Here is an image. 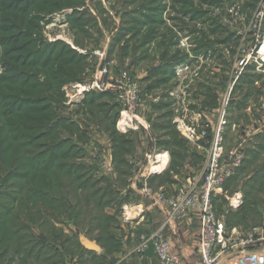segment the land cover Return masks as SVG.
I'll list each match as a JSON object with an SVG mask.
<instances>
[{"label":"crops","instance_id":"0c3cea01","mask_svg":"<svg viewBox=\"0 0 264 264\" xmlns=\"http://www.w3.org/2000/svg\"><path fill=\"white\" fill-rule=\"evenodd\" d=\"M167 1L162 0L164 8L158 14L142 9H129L132 12L126 14L119 7L117 13L110 7L104 8L102 0H84L77 15L82 13L92 20L93 25L84 26L86 33L70 23V16L76 12L72 8L55 12L64 17L61 22L54 14L48 21L40 22V34L47 43L65 44L82 56L83 73L79 80L60 86V98L52 106V121L57 123L59 136L68 137L78 148L75 160L85 168L91 180H96L95 187L103 192L97 209L90 201L87 207L82 205V212L77 216L69 210L67 215L61 212L48 220L45 215L34 223L23 220L34 235L53 242L59 250H63L62 236L76 238L79 243L80 238L85 237L100 247L94 252L95 259L105 257L109 264L120 259V264H157L151 247L141 260H134L131 254L138 236L158 229L164 220L162 211L145 191L174 196L201 174L209 138L218 122L220 101L228 90L224 146L244 148L248 154L246 170L254 165L252 162L264 159V66L262 70L248 67L238 75L232 66L236 42H239L237 37L242 26L249 24L259 2L253 6V0H231L224 10L218 8L215 12L213 9V15L226 18L231 26L227 23L223 29L210 30L212 26L200 18L192 20L189 14L183 13L172 16L177 9L173 6L169 9ZM174 3L175 0L171 3L169 0V5ZM154 14L160 17L162 24L152 31L147 41L136 42L134 37L141 36L148 24L136 25L130 18L145 21L144 17ZM229 32L237 34L236 40L223 39ZM179 36L189 37L183 48H180ZM202 36L210 39L208 46L198 44ZM144 48H149V58L141 54ZM100 55L111 61L112 71L128 69L141 82L143 92L132 120L120 122L118 102L112 91L90 85L91 73ZM174 55H182V60L176 61ZM179 65H187L189 71L177 72ZM95 110H99L98 113L93 112ZM182 119L186 128L195 130V139L188 138L184 128V133L180 132L177 120ZM202 128L207 131L206 137L199 134ZM240 173L242 177L252 174ZM5 187L0 185V190ZM234 196L235 203L240 200L238 208L243 203V194L238 191ZM261 197L264 201V195ZM42 203L45 209V202L40 200L33 211ZM28 207L31 210V202ZM86 209L92 215L97 213L98 219L91 220ZM260 212L263 223L264 204ZM164 233L173 251L185 255L190 264H199L194 250L199 234L196 212L187 214L177 230L166 229ZM241 250L242 247L232 249L220 264H226L230 256ZM63 251L67 256L65 264H80L70 251ZM82 253L86 260L92 258L89 252ZM0 264L37 263L24 254L13 250L2 253L0 249Z\"/></svg>","mask_w":264,"mask_h":264},{"label":"trees","instance_id":"16d2710c","mask_svg":"<svg viewBox=\"0 0 264 264\" xmlns=\"http://www.w3.org/2000/svg\"><path fill=\"white\" fill-rule=\"evenodd\" d=\"M3 1L0 12L12 13V16H6L7 26H0V185L6 186L0 190V249L2 253L13 250L24 254L37 264H65L67 256L63 250L71 253L78 250L83 256V251L92 254L89 260L80 258V264L87 261L89 264H109L105 257L95 259L94 252L85 249L76 238L62 236L63 250H59L53 242L34 235L29 224L23 221L34 223L44 215L48 220L61 212L67 215L69 210L77 216L82 212V205L87 207L90 201L94 202L96 209L101 205L103 192L95 187L96 180H91L85 168L75 160L78 148L68 137L59 136L57 123L52 121V106L60 98V86L79 80L83 73L82 56L65 44L47 43L40 34L41 21H48L53 13L67 8L76 11L69 18L72 26L86 33L84 26L91 24L92 20L82 13L79 17L77 15V9L84 5V0ZM133 1L138 5L135 4L132 10H152L158 14L164 8L162 0H117L119 8L126 14L132 12L129 5ZM230 1L199 0L198 3L218 5L224 10ZM259 1L253 0V6ZM175 3L181 2L175 0ZM195 5L193 0L182 2L181 9L187 7L182 10L183 14H189L192 20L209 21L210 30L224 28L218 16H207L210 8ZM159 18L154 14L144 17L145 21L138 17L130 19L136 25L148 24L149 39L152 31L162 24ZM226 31L230 30L226 28ZM236 36V33L229 32L223 39L236 40ZM209 41L202 36L198 44L208 46ZM182 57L176 55L174 59L180 61ZM252 66L254 68L255 65ZM245 154L242 165L224 185L225 188L240 172L252 173L240 177L243 203L236 210L227 211L232 220L231 224L224 221L228 228L242 224L252 228L254 225L248 221L253 222L261 216L260 208L264 204L261 197L264 195V159L259 163L252 162L254 165L246 171L248 154ZM42 190L44 192H40ZM40 200L45 202V209L42 203L33 211ZM28 202L32 203L31 210ZM86 212L91 220L98 219L97 213L92 215L87 209ZM116 261L111 264H117Z\"/></svg>","mask_w":264,"mask_h":264},{"label":"built area","instance_id":"2783aa9c","mask_svg":"<svg viewBox=\"0 0 264 264\" xmlns=\"http://www.w3.org/2000/svg\"><path fill=\"white\" fill-rule=\"evenodd\" d=\"M258 5L246 30L247 33L252 32L253 39L247 48H239L237 52L239 58L235 57L237 62L234 61V69H237V66L242 69L250 64L256 67L264 66V0H260ZM181 45L186 46V43L181 42ZM111 65L107 57L100 55L91 73L90 85L96 84L99 89L110 90L115 94L120 107V122L124 123L136 116L142 87L137 76L130 70L119 69L114 72L110 68ZM176 69L179 73L189 71L187 65ZM239 71L236 70V75ZM228 92L229 90L220 101L218 122L209 138V149L201 174L174 196L145 191L162 211L164 220L158 229L138 236L137 245L131 252L134 260L143 259L146 250L151 247L157 264H190L185 255L173 251L164 230H177L187 214L196 212L199 219V234L194 250L199 256V264H220L225 254L234 248L241 247L239 254L230 256L226 264H264V222L240 231L237 227L228 228L215 210L214 197L223 192L225 183L234 176L246 157L245 150L241 146L224 149L223 134L228 123ZM182 128L186 131L185 135L188 138L195 139L196 133L192 127ZM199 134L201 137H206V129L202 128ZM239 202L238 199L237 205Z\"/></svg>","mask_w":264,"mask_h":264},{"label":"rangeland","instance_id":"374dc122","mask_svg":"<svg viewBox=\"0 0 264 264\" xmlns=\"http://www.w3.org/2000/svg\"><path fill=\"white\" fill-rule=\"evenodd\" d=\"M184 1H188V0H180V2L181 3H174V4H172V5H169V0L167 1V3H166V5L169 7L170 6V8L169 9H171L172 8V6L174 7V9H177L176 11L178 12H175V10H174V12L172 13V16H178V15H181L182 13H183V11L182 10H185V8H187V7H184V9H181L182 8V2H184ZM191 1V0H190ZM198 1L199 0H193V2H194V4H196L195 6L196 7H202V8H210L211 10H213V9H215V12H218L219 11V9L218 8H220V6H218V5H212V4H205V3H198ZM5 1H3V0H0V3H4ZM107 2H110V4H108ZM135 1H133L132 2V4H130L129 5V7H131V9H133V7L135 6V4L136 3H134ZM170 3H171V0H170ZM119 3L116 1V0H102V5L104 6V8L105 7H110V10L112 11V12H115V13H117V11L116 10H118L117 8L119 7V5H118ZM136 5H138V4H136ZM259 6V5H258ZM258 6H257V8H258ZM257 8H256V10H257ZM211 10H210V12H211ZM255 10V11H256ZM254 11V12H255ZM168 13H170V11L168 12ZM10 14H11V16H12V13H8V12H0V26L1 27H5V26H7V24H8V22H6L7 21V17L6 16H9L10 17ZM54 14V16L56 15L55 13H53ZM57 16V18L60 20V22H61V20H63V18H62V15L60 14L59 15V13L56 15ZM208 17L209 16H213V14H212V12L209 14V15H207ZM2 18V19H1ZM11 20V19H10ZM209 22V21H208ZM219 22L222 24V25H227V23L231 26V23H229L228 22V20L226 19V18H220L219 19ZM178 24H180V23H178ZM58 26H61L60 24H57ZM243 28H242V30H241V33H240V37H239V42H238V44H237V46H236V51H235V56L234 57H236L237 56V52H238V50H239V48L240 47H242V48H247L249 45H250V43H251V39H253V34H252V32H249V33H247L248 31H246L247 30V28H248V26L247 25H243L242 26ZM149 29V27L148 28H145V30H144V32L143 33H141V36H139V34L136 36V37H134V40H136V42H141L142 40H147L148 38H147V36H148V32H147V30ZM135 30V29H134ZM143 30V29H142ZM141 30V31H142ZM52 31H56V29H53ZM247 33V35L249 36V35H252V37L251 38H248V36L246 35L245 37H244V35ZM183 35V34H182ZM186 35V34H185ZM187 39H189V37L187 38V37H181V36H179V43L180 42H184L185 40L186 41H188ZM186 43V42H185ZM183 47H185V46H182L181 45V43H180V48H183ZM141 50H143V51H141L142 53V55H145V56H147L148 58H149V55H150V53L151 52H149V48L147 49V48H144V49H141ZM144 53V54H143ZM134 55H136V54H134ZM239 58V55L237 56V59ZM237 59L236 60H234L235 62H237ZM237 65H238V63H237ZM251 65H253V64H250V65H247V66H245L244 68H242V69H240L239 68V66H237V69L235 68L234 69V73H235V75H236V70H237V72L239 71V73H241V71L242 70H244V69H246V68H248V66L250 67ZM180 67H182V65H179ZM233 66V65H232ZM262 68H263V66H257L256 68H254V69H259V70H262ZM1 72H2V69H1V63H0V74H1ZM132 72V71H131ZM193 72V71H192ZM132 73H134V72H132ZM135 74V73H134ZM136 75V74H135ZM238 75V74H237ZM137 76V75H136ZM137 78H138V76H137ZM138 80H139V78H138ZM140 82V81H139ZM140 85H141V83H140ZM141 87H142V85H141ZM142 92H143V88H142ZM230 98V97H229ZM119 107V106H118ZM119 112H120V107H119ZM119 118H120V114H119ZM186 125V123H185V120L183 121V119L180 121V120H177V126H179L180 127V132L181 133H184L183 131H182V127H186L185 126ZM230 125V124H229ZM227 126H228V124H227ZM227 126H225V130H226V128H227ZM225 130H224V133H225ZM171 134H175V132L174 131H171ZM224 135V134H223ZM175 136H176V134H175ZM234 147V146H233ZM230 148H232V147H226V146H224V149L225 150H228V149H230ZM208 149H209V146H208V148H207V151H206V155H207V152H208ZM206 159V158H205ZM205 162V161H204ZM132 163L134 164V162H133V160H132ZM204 164V163H203ZM258 166V165H257ZM256 166V167H257ZM255 168V167H254ZM253 168V169H254ZM246 171H250V169H248V170H246ZM235 175V174H234ZM240 177H242V175H241V173L239 174V176H237V178L235 177V178H233V179H231V181L226 185V187L223 189V192L221 193V194H219L218 195V197L217 198H215V200H214V204H215V210H216V213H217V215L220 217V218H222V219H224L223 221H226L227 223H229V224H231V218H230V216H228V212L227 211H233L234 210V208L233 207H235V208H237V203H235V197L236 196H234L235 195V193L236 192H238V191H242V186H241V184H240V181H242V180H240L239 178ZM239 185H240V187H239ZM234 200V201H233ZM240 206V205H239ZM220 207H221V210H220ZM234 221V220H233ZM259 223H261V218H260V216L259 217H257V218H255V220L253 221V222H251V224L250 225H254V226H258V224ZM241 225V224H240ZM240 231H244V230H247L248 228H246L243 224L241 225V226H238L237 227ZM71 255L74 257V258H77V260H79L80 258H84V256L78 251V250H74V252H72L71 253Z\"/></svg>","mask_w":264,"mask_h":264},{"label":"water","instance_id":"95a60500","mask_svg":"<svg viewBox=\"0 0 264 264\" xmlns=\"http://www.w3.org/2000/svg\"><path fill=\"white\" fill-rule=\"evenodd\" d=\"M80 243L85 249L89 251L98 252L100 250V247L96 244L95 241L88 240L85 237L80 238Z\"/></svg>","mask_w":264,"mask_h":264}]
</instances>
